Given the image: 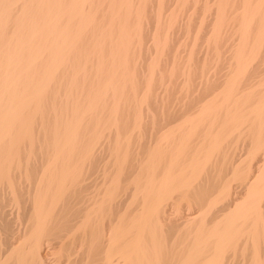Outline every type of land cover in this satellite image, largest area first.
<instances>
[{"label": "bare ground", "instance_id": "bare-ground-1", "mask_svg": "<svg viewBox=\"0 0 264 264\" xmlns=\"http://www.w3.org/2000/svg\"><path fill=\"white\" fill-rule=\"evenodd\" d=\"M0 264H264V0H0Z\"/></svg>", "mask_w": 264, "mask_h": 264}]
</instances>
